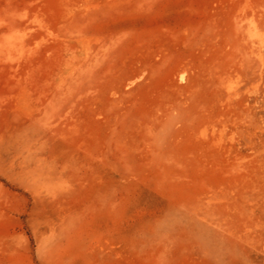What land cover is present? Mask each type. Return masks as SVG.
Returning a JSON list of instances; mask_svg holds the SVG:
<instances>
[{"label": "rangeland", "instance_id": "1", "mask_svg": "<svg viewBox=\"0 0 264 264\" xmlns=\"http://www.w3.org/2000/svg\"><path fill=\"white\" fill-rule=\"evenodd\" d=\"M0 264H264V0H0Z\"/></svg>", "mask_w": 264, "mask_h": 264}]
</instances>
